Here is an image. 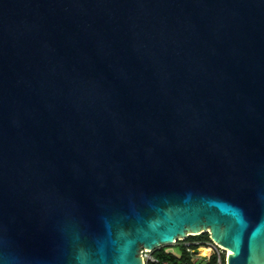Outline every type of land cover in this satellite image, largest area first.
Returning a JSON list of instances; mask_svg holds the SVG:
<instances>
[{"label":"water","instance_id":"1","mask_svg":"<svg viewBox=\"0 0 264 264\" xmlns=\"http://www.w3.org/2000/svg\"><path fill=\"white\" fill-rule=\"evenodd\" d=\"M203 233L264 264V0H0V264Z\"/></svg>","mask_w":264,"mask_h":264},{"label":"built area","instance_id":"2","mask_svg":"<svg viewBox=\"0 0 264 264\" xmlns=\"http://www.w3.org/2000/svg\"><path fill=\"white\" fill-rule=\"evenodd\" d=\"M188 237L184 239L177 240L172 245H181L183 249L188 253L191 259H200L202 263L207 262L212 256L215 257L214 264H226V257L228 251L217 243L212 242L210 239L206 241L200 240H187ZM161 248V247H160ZM157 248L155 250H158ZM149 251L142 249L141 255L143 259V264H169L166 260H161L154 255V251ZM204 250V252H203Z\"/></svg>","mask_w":264,"mask_h":264},{"label":"trees","instance_id":"3","mask_svg":"<svg viewBox=\"0 0 264 264\" xmlns=\"http://www.w3.org/2000/svg\"><path fill=\"white\" fill-rule=\"evenodd\" d=\"M208 234L203 233L197 236H188L187 240H208ZM177 248V252L167 251L164 247L154 251V255L161 260H166L169 264H214L215 257L212 256L207 262L202 263L200 259H191L188 253L183 249L181 245H174ZM204 252V250H203Z\"/></svg>","mask_w":264,"mask_h":264},{"label":"rangeland","instance_id":"4","mask_svg":"<svg viewBox=\"0 0 264 264\" xmlns=\"http://www.w3.org/2000/svg\"><path fill=\"white\" fill-rule=\"evenodd\" d=\"M167 251L177 252V248L174 245H168L164 247Z\"/></svg>","mask_w":264,"mask_h":264}]
</instances>
